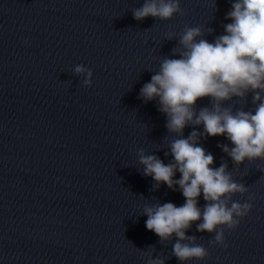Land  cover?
I'll return each instance as SVG.
<instances>
[{"label": "water", "instance_id": "water-1", "mask_svg": "<svg viewBox=\"0 0 264 264\" xmlns=\"http://www.w3.org/2000/svg\"><path fill=\"white\" fill-rule=\"evenodd\" d=\"M144 3L0 0V264H264V157L235 162L224 151L232 142L203 123L169 130L159 98L141 95L162 62L185 51L187 29H200L196 41L225 34L233 0H179L170 18L135 19ZM253 95L204 96L192 107L254 112ZM193 131L210 167L226 165L246 189L222 196L226 205L253 207L234 229L192 221L180 242L206 255L182 261L175 233L162 239L146 228L145 208L185 197L146 175L140 156L172 163V141ZM221 229L225 244L215 240Z\"/></svg>", "mask_w": 264, "mask_h": 264}, {"label": "clouds", "instance_id": "clouds-1", "mask_svg": "<svg viewBox=\"0 0 264 264\" xmlns=\"http://www.w3.org/2000/svg\"><path fill=\"white\" fill-rule=\"evenodd\" d=\"M177 11L179 0H145L133 15L135 19L149 15L167 19ZM226 18L231 22L224 25L225 34L213 42L196 41L194 38L200 35V29H187L181 38L185 51L179 58L165 59L160 71L143 86L141 95L149 100L159 98L160 110L168 115L167 127L171 131L179 133L191 122L203 123L204 133L208 135H226L234 146L231 149L224 146V151L239 163L245 158L264 157V99L261 97L264 92V0H233ZM75 71L87 72L88 77L92 75L80 65ZM84 83L89 84L90 79ZM249 89L254 92L253 100L260 101L254 112L232 114L215 104L212 110L203 108L198 115L194 113L192 106L198 98L211 96L219 101L233 95L243 96ZM197 136L193 131L187 138L172 141V163L165 164L152 155L140 156L146 175H152L155 181H162L169 188L178 185L185 197L180 206L166 202L145 208L146 228L162 239L175 233L178 240L173 252L182 261L206 255L202 246L180 242L185 239L184 229L192 221L202 217L198 230L213 231L218 225L234 229L239 224L237 217L243 218L253 207L249 202L226 205L222 196L246 189L231 180L225 172L226 165L210 167L213 156L196 143ZM177 171L180 178L174 180ZM201 195L207 202L203 210L197 200ZM215 240L225 244L222 229L217 231Z\"/></svg>", "mask_w": 264, "mask_h": 264}]
</instances>
